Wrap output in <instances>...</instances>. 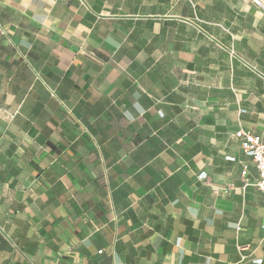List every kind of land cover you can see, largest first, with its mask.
<instances>
[{"label": "crops", "instance_id": "1", "mask_svg": "<svg viewBox=\"0 0 264 264\" xmlns=\"http://www.w3.org/2000/svg\"><path fill=\"white\" fill-rule=\"evenodd\" d=\"M241 130L251 0H0V264H264Z\"/></svg>", "mask_w": 264, "mask_h": 264}, {"label": "built area", "instance_id": "2", "mask_svg": "<svg viewBox=\"0 0 264 264\" xmlns=\"http://www.w3.org/2000/svg\"><path fill=\"white\" fill-rule=\"evenodd\" d=\"M257 6L264 8L263 0H251ZM235 138L240 142L242 152L251 158L257 171L256 186L264 190V137L252 134L247 131H239L235 134ZM248 168L245 167L242 177L246 178ZM248 185V180H245ZM102 253V252H100ZM51 264V263H48Z\"/></svg>", "mask_w": 264, "mask_h": 264}]
</instances>
